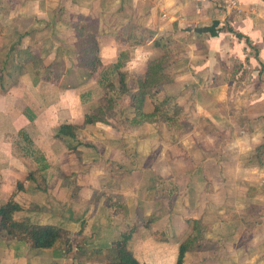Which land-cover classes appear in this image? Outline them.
<instances>
[{
    "label": "crops",
    "instance_id": "1",
    "mask_svg": "<svg viewBox=\"0 0 264 264\" xmlns=\"http://www.w3.org/2000/svg\"><path fill=\"white\" fill-rule=\"evenodd\" d=\"M46 1L49 0L26 1V14H23L26 17L23 18L25 29L20 36L29 38L36 46L37 40H41L40 43L43 44V39H47L51 33L55 43H58L57 48L54 47V58L59 52H63L62 58L66 60L70 58V48L74 43L71 19H57L59 12L55 14L56 19H52V13L49 14L51 9L41 8L47 4ZM55 1V11L63 10L67 16L80 14L103 19L104 33L99 35L101 39L98 46L101 69L95 74V79L101 75L105 66L117 61L121 64L118 72L142 79L147 62L160 54L153 47V40L168 38L177 43L178 47L175 49L174 46L175 50L169 51L172 53L168 57L166 70L172 75L171 81L162 84L160 95L170 96L176 104L184 107L191 121L230 124L240 122L238 117H241L243 125L245 124L242 127L245 128L254 123L253 113L257 107H262L260 111L264 110V92L258 95L254 88L256 85L250 83L257 73L258 65L264 68V23L261 22L264 18L263 0H234L238 12L230 10L225 0ZM259 12L257 17L256 13ZM12 13L16 15L18 10L15 12L13 9ZM129 24L149 30L151 38L145 45L127 47L118 42V34H122ZM225 27H230L233 33L245 37L249 46L257 49V54L251 53L246 42L238 40ZM234 63L236 66L241 65L234 77L237 79L242 71L244 74L246 71L247 78L245 82L236 84L233 81L229 85L227 76ZM68 64L58 84L35 80L33 77L24 84L0 89V203H4L13 193L14 201L22 209L15 214L16 218H23L29 224L51 225L67 231L72 251L68 255L57 257L52 249L32 250L23 243L0 239V264H107L106 247L122 232H129L127 249L139 263L175 264L177 247L190 230L185 221V227L176 231L174 220L169 222L172 227L168 225L169 219L177 217L182 220L183 217L179 216L180 212L176 214L178 216H173L169 211L171 203L185 190L187 183H193L195 187L203 184L199 195L217 200L223 195L221 183L215 185L212 178L204 174L203 182L195 180L196 173L193 172L206 164L202 160L194 162L187 157L181 146V163L174 164L176 166L173 168L169 157L171 155L164 156L169 154L168 149L162 151L163 154L156 153L146 165L129 166L125 162L129 143L123 140L126 138L124 134L110 145H107L109 141L105 142V152L110 158L106 157L100 170L92 174L94 169L90 155L81 148L89 146L88 133L96 131L100 124L86 125L74 131L72 140L63 136L55 137L59 125H79L83 120L79 97L84 84L78 77L74 82H68V78L78 72L71 67L70 61ZM65 79L66 83L62 81ZM228 106L233 111H226L224 114L223 108ZM29 131L32 135L28 134ZM140 135L132 134L133 139L141 143L143 137ZM74 140L80 144L73 152L67 151L68 145H73ZM32 151L43 157L46 165L44 171L50 169L57 174L47 186L54 194L47 193L43 198L38 197L45 201L52 198L57 203L56 206L61 204L55 213L51 214L46 209L44 212H27L26 205L20 204L33 202L35 194L39 193L33 181L26 184L25 190L15 192L16 182L38 169L39 165L30 157ZM137 151L134 148L131 152ZM106 160L114 162V168L120 170L115 171L106 164ZM116 164L121 168H116ZM177 168L181 169L176 171ZM122 170H125L124 173ZM156 176L173 177L177 193L172 201L155 198ZM87 181L85 190L90 186V193L92 190L100 191L103 197L92 200L91 194L87 196L80 193ZM52 183L54 191L50 187ZM210 188L213 189L211 192ZM67 195H71L70 211L63 208L64 204L68 207ZM112 203L116 205L110 207ZM81 204H85L87 210H81ZM161 205L165 208V213H159L158 207ZM179 209L185 212L188 207L179 206ZM200 212L198 217L203 223L205 220L201 209ZM185 217L183 219L187 221ZM82 220L84 223H81ZM88 224L90 228L87 227ZM208 233L210 232H205L206 235ZM257 239L264 240V228L259 232L251 231L244 254L250 253V247L256 245ZM237 250L239 252V246ZM189 255L190 253L185 255L183 264ZM234 262L264 264V261L258 263L254 257Z\"/></svg>",
    "mask_w": 264,
    "mask_h": 264
},
{
    "label": "rangeland",
    "instance_id": "2",
    "mask_svg": "<svg viewBox=\"0 0 264 264\" xmlns=\"http://www.w3.org/2000/svg\"><path fill=\"white\" fill-rule=\"evenodd\" d=\"M26 1L27 0H0V89H4L15 84H24L26 80L33 78L29 65L26 63L16 65L12 62L11 57L16 48L23 51L27 49L31 50L32 54L39 56V60L43 65H46L51 61L62 63V73L66 66L69 65L68 61H70V64L72 63L71 67L74 68L75 65L73 44L70 48V58H66L65 60L62 58L63 52H59L57 57L54 58L56 55L54 47L57 48L58 43H55V38L53 37L54 35L51 33L49 34V37L47 36V39H43V44L40 43L41 40H37V47L29 38H23L20 36L25 29V27H23L25 24L23 22V18L26 17H24L23 14H26ZM46 2L47 4L41 8L51 9L49 14L52 13V19H56L57 15L55 16V14L59 12L57 19L61 20L63 17H68L69 20L71 19L70 22L72 25L73 22H76L73 14L67 16L66 12L63 10L55 11V8L53 7L56 3L55 0H49ZM9 9L11 11H9ZM13 9L15 12L18 10L16 15H13ZM258 11L259 10H257V12ZM236 12H238V10ZM230 13H233V11ZM257 14H260V12L256 13V15ZM262 16H264L263 13ZM94 19L98 21V30H93V28L84 30L82 32L83 37L78 39V43H82L83 40L86 39H94L97 42L98 52L99 41L101 39L99 38V35L104 33V23L102 18L97 17ZM261 20L259 21L264 23V18ZM73 41L75 42V38ZM41 45L42 47L40 48L39 46ZM20 56V61L27 60L28 58L27 54L25 55L21 53ZM234 65L235 63L230 69L231 72L235 71L236 65ZM106 67L107 66H105V68ZM76 71L78 72L73 73L71 77L68 78V82H74L76 77L83 82L84 86L83 89L81 88L82 90L79 98L81 102V111H83L84 114V112L94 110L98 106V101L101 97V88L98 80L101 75H99V77L97 76V79H95V75H93L92 78L86 79L80 70L76 69ZM99 71L100 70H98V72ZM256 71L257 73L254 74L253 80L250 83L256 85L254 88L257 90L256 93L258 94L260 92H264V68L262 65H258ZM129 77H131V75L125 76L124 79V83L127 87L132 82ZM227 78H229V85H231L233 81L237 82L236 84L239 82H245L247 78L246 71L244 75L240 77L237 76V79L234 76H231L229 72V76H227ZM62 81L66 83V79L65 81ZM112 83L116 85V80L114 78H112ZM251 88L252 87H250V89ZM261 109L262 107H257L256 112L253 113L254 123L250 124V127L243 128L245 124L243 125V120L241 117H238L239 115L236 117L240 119V122L235 121L236 123L231 122L230 124L226 122H193L189 119L188 114L185 112V108L182 107L185 114L183 129L186 133L180 137H176L173 134L167 133L164 125L157 121L142 123L138 126H130L127 123L124 124V127H122L119 119L122 117L131 118L132 115L130 110L124 107V104H115L111 113L105 116L106 124L97 123L102 126L99 125L96 131L90 132V134L88 133V135H90V139L88 140L89 142H87L90 147L86 146L81 149L83 151L86 150L90 155L89 158L92 162V168L94 169L92 174H95L98 170H100L102 166L101 164L105 158H110L105 152V142L109 141V144L107 145L117 142L116 140L119 139L118 137L121 136V134L126 135V138L123 140L129 143V148L126 151L125 162L127 161L128 165L133 167H137V165L140 164H148L149 160H147V156L153 154V157H155L156 153L161 154L162 151L168 149L169 154L164 156L167 157L171 155L169 157L173 168L176 166L174 164L181 163L179 160L181 157L179 150L181 149V146L187 157L189 156V158H192L194 162L202 160L201 162L206 164L205 167H201L193 172L196 173V178L194 177L195 180L203 182L204 180H202V174H204L212 178L211 180L214 181L215 185L221 183L223 187L222 197H218L217 200H210L206 197L202 198L198 193L203 184H200L199 187H195L193 183H187L185 190L180 193L176 201L171 203L173 207L171 206L169 211H171L173 216H178L176 214L180 212L179 216H186L185 218H187V221L186 219L184 220L183 217L182 220L177 219V217L169 219L168 223L174 220L175 231L179 228L185 227L183 221H185V224L190 231H192L194 226L200 229L199 224L197 223L201 221L198 217L201 214V209L203 220H205L203 222V226L205 228L203 236L205 235V237H208V240L211 241L210 246H205V244H203L204 247L201 243H197V245L194 246L196 250L190 252L185 264H235L234 261L248 257H254L258 263H260V261H264L263 239H257L256 245H253V248L252 246L250 247L251 251L249 254H244V251H246L248 247V239L245 234L246 228L248 231L254 230V232H259L260 229L263 230L264 228V148L260 152L254 150L257 146L264 147V110L260 111ZM149 110L150 106L146 103L144 111ZM186 111L189 112L187 109ZM223 111L224 114L226 111L232 112L233 108L228 106L227 108H223ZM219 128L222 129V131ZM135 133H138V136L141 134L140 136L143 137V141L141 143L140 141L137 142L136 139H133L134 136H132V134ZM28 134L32 135V132L29 131ZM134 141H136V143L133 145ZM134 148L138 151L132 153L131 151ZM81 159L82 157H80V160ZM105 162L110 166L109 161L106 160ZM113 164L115 163L113 162ZM186 164L187 163L185 162V165ZM179 169L181 168H177L176 171ZM42 175L43 178H40ZM55 175L57 174L50 169L44 171L41 175L36 174V182L38 185L37 189L40 190L36 191L39 193L35 194L36 197L33 202L25 203L19 201L20 204L24 206L26 205V208H31L34 205L40 206L41 212H44V209L51 214L55 213V211L57 212L59 210V205L61 204L58 203V206H56L57 203H55L52 198L51 200L46 199V201L41 199L44 194L47 195V193H53L52 190L47 189V186L49 184L48 182L55 179ZM87 183L88 181L84 183L85 186L80 193L87 194V196L88 194H91L92 200L103 197L100 191L92 190L90 193L89 190H91V187L89 185V188H87L88 191L85 190ZM50 187H53V183ZM54 189L55 188L53 187V191ZM211 190L213 189L210 188V192ZM38 197H41V200H39ZM67 197L68 207L64 204L63 208L70 211L69 207L71 205V195H67ZM96 206H98V204ZM96 206L94 205V207ZM104 206L105 205H103V207ZM162 206L163 205L158 207V210H160L159 213H165L166 211ZM179 206H187L188 210L182 212V210L179 209ZM217 207L218 212L216 211ZM82 209L87 210L85 204H81V210ZM193 220L197 225L193 222ZM81 223H84V220H82ZM168 225L172 227L170 223ZM87 227L90 228L91 226L88 224ZM205 232L210 233L206 235ZM177 236L178 235H176V237ZM237 246H239V252L237 250Z\"/></svg>",
    "mask_w": 264,
    "mask_h": 264
},
{
    "label": "trees",
    "instance_id": "3",
    "mask_svg": "<svg viewBox=\"0 0 264 264\" xmlns=\"http://www.w3.org/2000/svg\"><path fill=\"white\" fill-rule=\"evenodd\" d=\"M75 19L76 22H73V37L75 38V42L73 43L75 54L74 68L80 70L87 79L91 78L101 69L97 52V42L94 39H86L83 40L82 43H78V39L83 37L82 32L84 30L90 28L98 30V21L80 14L75 15ZM226 30L234 34L238 40L243 39L249 49H251V53H256V50L249 46L245 37L233 33L230 27L226 28ZM117 37L119 43L127 47H132L145 45L151 38V34L146 28L136 26L135 24H129L124 28V32L118 34ZM152 44L160 54L157 58L147 62L142 79L134 76L129 77L132 82L127 87L124 83L125 75L118 72L121 67L120 62L117 61L107 66L101 72L98 81L101 88V97L98 101V106L94 110L84 112L83 120L79 125H59L55 132V137L63 136L72 140L74 139L73 132L82 129L86 125H95L97 123L106 124L105 116L111 113L115 104H124V107L129 109L132 115L131 118L122 117L119 119L122 127L127 123L130 126H138L142 123L157 121L164 125L166 132L169 134H173L176 137L185 134L186 132L183 129L185 114L182 107L173 102L170 96L160 95L162 84L171 81L172 75L167 72L166 63L168 57H171L170 53H172H169V51H174L176 47H178L177 43H174L168 38H156L153 40ZM22 51L23 50L16 48L13 52L11 60L14 64L26 63L29 65L35 80L51 84L59 83L63 75L62 63L51 61L43 65L39 60V56L32 54L31 50L27 49ZM21 53L27 54V60H19L21 58ZM239 69H241V65L235 66V71H230V75H236ZM242 75H244V71L240 74V76ZM112 78L116 80V85L112 83ZM146 103L150 106L149 111H144ZM79 144L78 141L74 140L73 145H68L67 151L73 152ZM263 148L262 146H257L254 150L260 152ZM153 156V154L147 156V160H153ZM30 157L39 165L38 169L34 172L27 173L23 180L17 181L15 192L25 190L26 184L32 181L36 185L35 189L38 190L36 174L40 175L43 173L46 165L43 157L38 152L32 151ZM113 165L115 164L110 162L111 168H114ZM115 167L118 168L119 166L116 164ZM114 170L120 169L114 168ZM124 171L125 170H122V173H124ZM40 178L42 177L40 176ZM154 191L155 198L166 199L168 202L172 201L177 193L173 177L161 178L156 176ZM13 198L14 195L12 193L4 203H0V239L2 241L23 243L29 249L34 250L52 249L57 257H62L71 253L72 244L67 231L51 225L29 224L25 222L23 218H16L15 214L22 209ZM114 205L116 204L112 203L110 207ZM26 210L39 211L40 208L34 205L31 208H26ZM193 222L196 224L194 220ZM197 224H199L200 229L194 226L187 237L178 245L175 264H183L185 255L196 250L194 246L197 245V243H201L203 247V244H205V246L211 245V241L205 239L203 236L205 230L203 223L199 221ZM245 234L248 239L251 231H248L246 228ZM128 239V233L122 232L108 243L106 247L108 252L107 264H142L139 263L127 249Z\"/></svg>",
    "mask_w": 264,
    "mask_h": 264
},
{
    "label": "built area",
    "instance_id": "4",
    "mask_svg": "<svg viewBox=\"0 0 264 264\" xmlns=\"http://www.w3.org/2000/svg\"><path fill=\"white\" fill-rule=\"evenodd\" d=\"M226 6L230 9V10H237L236 8V2L234 0H225ZM264 21V20H263Z\"/></svg>",
    "mask_w": 264,
    "mask_h": 264
}]
</instances>
